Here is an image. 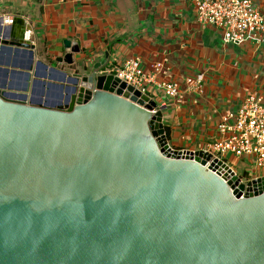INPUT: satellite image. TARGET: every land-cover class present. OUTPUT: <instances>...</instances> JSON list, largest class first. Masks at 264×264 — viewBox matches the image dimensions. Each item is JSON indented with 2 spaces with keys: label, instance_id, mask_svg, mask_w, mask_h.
<instances>
[{
  "label": "water",
  "instance_id": "1",
  "mask_svg": "<svg viewBox=\"0 0 264 264\" xmlns=\"http://www.w3.org/2000/svg\"><path fill=\"white\" fill-rule=\"evenodd\" d=\"M0 50L35 46L0 33ZM108 64H80L68 87L32 82L33 62L0 70V264H264V177L172 149L165 108Z\"/></svg>",
  "mask_w": 264,
  "mask_h": 264
},
{
  "label": "crops",
  "instance_id": "2",
  "mask_svg": "<svg viewBox=\"0 0 264 264\" xmlns=\"http://www.w3.org/2000/svg\"><path fill=\"white\" fill-rule=\"evenodd\" d=\"M250 1L264 16V0ZM0 33L35 46L32 56L14 52L9 56L0 50V57L16 65L33 62L32 82L68 87V75L80 64L101 63L107 53L104 72L127 59H140L147 74L160 64L147 94L165 108V134L177 151L204 150L220 137L218 125L225 115L249 98L264 102V45L226 43L221 29L198 22L193 0H0ZM65 41L79 48L73 66L63 63L69 52ZM38 63L47 69L37 70ZM53 70L57 78L67 75L66 81H51ZM188 78L203 81L201 96L185 92ZM9 80L15 81V88L24 83L19 77ZM164 83H177L182 92L167 99L159 87ZM28 95L44 99L48 95L55 102L61 90L45 88L42 96V88L31 84ZM229 159L236 170L237 163Z\"/></svg>",
  "mask_w": 264,
  "mask_h": 264
},
{
  "label": "built area",
  "instance_id": "3",
  "mask_svg": "<svg viewBox=\"0 0 264 264\" xmlns=\"http://www.w3.org/2000/svg\"><path fill=\"white\" fill-rule=\"evenodd\" d=\"M200 24L212 25L224 33V41L232 44L246 42L264 45V16L250 0H193ZM12 22V20H10ZM161 69L153 66L152 74L142 69L141 60L127 59L109 71L119 80L147 94L148 83ZM167 99L176 98L183 87L177 83L159 84ZM186 93L201 96L204 92L201 79L188 78L184 83ZM220 137L204 149L214 158L228 164L248 161L254 170L249 180L264 177V102L260 98L247 99L236 111L225 115L218 125ZM230 166V165H229ZM231 167V166H230ZM232 168V167H231ZM234 170V169H233ZM237 173L236 170H234ZM248 181V180H247Z\"/></svg>",
  "mask_w": 264,
  "mask_h": 264
},
{
  "label": "rangeland",
  "instance_id": "4",
  "mask_svg": "<svg viewBox=\"0 0 264 264\" xmlns=\"http://www.w3.org/2000/svg\"><path fill=\"white\" fill-rule=\"evenodd\" d=\"M1 58V60H0V70H5V69H7V67L9 66H7V63H9L10 64V68H8L9 69V71H11V70H15V71H17V69H18V67H20L19 65H15L14 63H12V60L11 59H9V60H7L6 58H2V57H0ZM2 76L0 75V82H2V80L4 79L3 77V79L1 78ZM10 80L8 79V82H9ZM12 82V81H11ZM52 84V83H51ZM12 85L14 86L15 85V81H13L12 82ZM38 86V85H37ZM39 87V86H38ZM229 162H231L230 161V159L228 160V163ZM236 167V171H237V173H238V175L243 179V181H247V180H249V176H248V174H249V172L251 171V172H253V170H254V168H253V166H252V164L250 163V162H248V161H243V160H241V161H239L238 163H237V165L235 166Z\"/></svg>",
  "mask_w": 264,
  "mask_h": 264
}]
</instances>
